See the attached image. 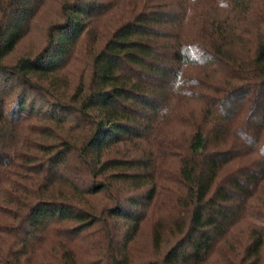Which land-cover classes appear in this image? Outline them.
<instances>
[{
    "label": "trees",
    "instance_id": "1",
    "mask_svg": "<svg viewBox=\"0 0 264 264\" xmlns=\"http://www.w3.org/2000/svg\"><path fill=\"white\" fill-rule=\"evenodd\" d=\"M47 1L0 0V264H83L95 231L99 264H133L162 203L153 243L174 241L142 264H208L249 217L224 264H262L264 0H57L47 44L7 63ZM176 112L192 130L165 139Z\"/></svg>",
    "mask_w": 264,
    "mask_h": 264
},
{
    "label": "rangeland",
    "instance_id": "2",
    "mask_svg": "<svg viewBox=\"0 0 264 264\" xmlns=\"http://www.w3.org/2000/svg\"><path fill=\"white\" fill-rule=\"evenodd\" d=\"M58 13L59 9L57 0H48L39 14L35 17L27 35L18 43L14 52L11 53L7 58V63H14L21 56H34L35 54H37L47 44L48 28L58 21ZM89 42L90 41L88 38L84 39V44L81 48V51H83V53L84 51L88 50V45H90ZM83 53L70 66L71 79L76 78L77 80L80 74V69H82L83 66H88L89 64L84 60L82 56ZM34 96L36 97V99L42 97L39 96L38 92H35ZM194 111L195 114L199 116L200 105H195ZM179 112H182V110ZM179 112L175 113L174 118H172V121H170L169 124L168 122L165 124L163 128L165 133L163 134V138L167 139V136H177L180 139H184L189 135L190 131L192 130V126L187 122L185 123L184 121H182L179 116ZM237 135L238 134H236V136H233V139L237 138ZM165 160L166 161H164V167L167 168L166 171L170 170L171 172V168H174L176 166V161L169 158ZM166 204L162 203L158 208L155 207V216L154 214H151L152 212H150L149 217H147V219L143 221L142 226L132 246L131 260L133 264H142L150 260H159L163 255L164 250L168 249V246L173 243L174 237L172 236V234H164L166 246L161 250H156L153 243V232L155 229V225L158 222V217L161 216L164 221H170V219L166 218V214L170 212L171 207L168 206V203ZM252 221L254 220L249 217V219H246L243 223L237 225L232 230L228 240L217 248L208 264H224L228 257H230L231 260L233 258V260L237 262L239 256L234 253V250L241 249L246 243L248 238V227H250ZM115 224L120 225L118 224V222H116ZM51 235H53V233H51ZM101 238L102 234H99L97 231H95L92 234L83 235L78 238L77 241H75V248L78 257L80 260H82L83 264H99V261H104L105 251L104 249H101ZM49 255L50 251H48V253H46L44 257H47ZM233 264H235V262ZM262 264H264V254Z\"/></svg>",
    "mask_w": 264,
    "mask_h": 264
}]
</instances>
